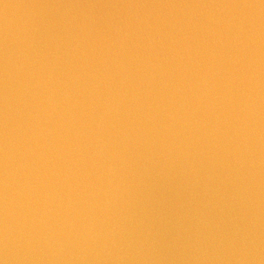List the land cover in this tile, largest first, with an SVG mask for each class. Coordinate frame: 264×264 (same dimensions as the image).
<instances>
[{
  "label": "water",
  "instance_id": "obj_1",
  "mask_svg": "<svg viewBox=\"0 0 264 264\" xmlns=\"http://www.w3.org/2000/svg\"><path fill=\"white\" fill-rule=\"evenodd\" d=\"M0 264H264V0H0Z\"/></svg>",
  "mask_w": 264,
  "mask_h": 264
}]
</instances>
